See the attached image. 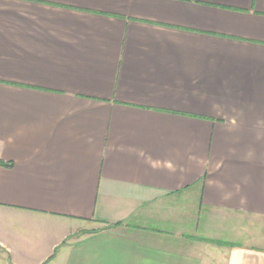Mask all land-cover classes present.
Instances as JSON below:
<instances>
[{"label":"crops","instance_id":"1","mask_svg":"<svg viewBox=\"0 0 264 264\" xmlns=\"http://www.w3.org/2000/svg\"><path fill=\"white\" fill-rule=\"evenodd\" d=\"M0 163V264H264V0H0Z\"/></svg>","mask_w":264,"mask_h":264},{"label":"rangeland","instance_id":"2","mask_svg":"<svg viewBox=\"0 0 264 264\" xmlns=\"http://www.w3.org/2000/svg\"><path fill=\"white\" fill-rule=\"evenodd\" d=\"M187 206L192 207V205L189 203H187ZM187 210H189V211H187ZM181 211H187V212H185L186 215L189 212V214H190L189 217H191V215L193 213V208H191V209L190 208H184V209H181ZM217 215L221 216L219 214H217ZM207 219L208 218H206V216H204L202 214H198V213L196 214L195 223L197 226V232L198 231H200L201 233L204 232L203 234H207L209 237L213 238L212 240L217 241V242L218 241H222V242L234 241V242L240 243V244L246 243V241L249 242V240H248L249 233L246 232V224L239 225L235 222L232 223V221H230V220L224 221L223 223H221L219 221V222L213 224V223H208ZM148 226L153 228L152 224H148ZM191 226H193V223H191V221H190V224L189 225L186 224L185 228H191ZM205 227H207L208 230H205ZM255 227H254V232H255L254 234H256L259 230L258 227L257 228H255ZM241 229H243L244 231H242ZM164 230H168V229H164ZM237 230L240 231L241 233H237ZM205 241H207V239L206 240L203 239V241H201V242L206 243ZM250 242L251 243L254 242L257 245L264 247V231L261 230L260 233L254 235V237L251 236Z\"/></svg>","mask_w":264,"mask_h":264},{"label":"trees","instance_id":"3","mask_svg":"<svg viewBox=\"0 0 264 264\" xmlns=\"http://www.w3.org/2000/svg\"><path fill=\"white\" fill-rule=\"evenodd\" d=\"M0 166L1 167H7V168H9V167H11V165L10 164H3V163H0ZM201 241H203V239L201 240ZM206 243H213V244H216L217 246H225V245H223L222 243H220V242H214V241H205Z\"/></svg>","mask_w":264,"mask_h":264}]
</instances>
